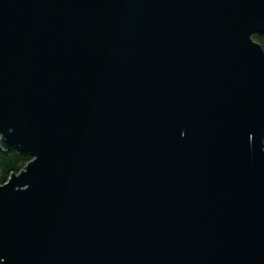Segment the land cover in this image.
Returning a JSON list of instances; mask_svg holds the SVG:
<instances>
[{"label":"water","instance_id":"95a60500","mask_svg":"<svg viewBox=\"0 0 264 264\" xmlns=\"http://www.w3.org/2000/svg\"><path fill=\"white\" fill-rule=\"evenodd\" d=\"M264 0H0L2 264H264Z\"/></svg>","mask_w":264,"mask_h":264},{"label":"trees","instance_id":"16d2710c","mask_svg":"<svg viewBox=\"0 0 264 264\" xmlns=\"http://www.w3.org/2000/svg\"><path fill=\"white\" fill-rule=\"evenodd\" d=\"M253 38L264 49V34H256ZM31 160L29 154L19 152L16 149L4 151L0 146V185L6 184L13 173L22 172Z\"/></svg>","mask_w":264,"mask_h":264}]
</instances>
